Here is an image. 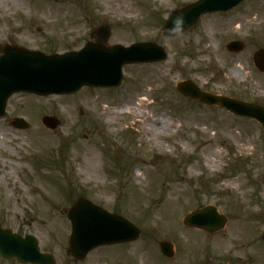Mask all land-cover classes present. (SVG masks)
Here are the masks:
<instances>
[{
	"label": "rangeland",
	"instance_id": "obj_1",
	"mask_svg": "<svg viewBox=\"0 0 264 264\" xmlns=\"http://www.w3.org/2000/svg\"><path fill=\"white\" fill-rule=\"evenodd\" d=\"M194 1L0 0V45L46 54L79 50L106 25L110 46L152 42L168 54L164 62L125 65L119 88L9 99L0 117L1 227L36 237L56 264H264V129L177 90L190 80L213 95L264 105V73L252 60L264 49V0H246L203 16L186 33L163 36L169 11ZM232 41L244 42L245 50L227 51ZM144 94L146 114L173 120L171 137L154 141L131 116L112 122L114 110ZM188 112L195 118L184 121ZM44 117H54L56 128L46 127ZM15 118L29 127H13ZM215 151V166L207 164ZM80 197L117 211L141 237L75 262L67 252V212ZM208 206L228 218L224 230L210 235L184 226V217ZM160 241L174 244L173 259L161 254Z\"/></svg>",
	"mask_w": 264,
	"mask_h": 264
},
{
	"label": "water",
	"instance_id": "obj_2",
	"mask_svg": "<svg viewBox=\"0 0 264 264\" xmlns=\"http://www.w3.org/2000/svg\"><path fill=\"white\" fill-rule=\"evenodd\" d=\"M245 0H198L182 8H174L163 26L165 37H173L193 28L209 13L227 12ZM94 42H89L78 52L46 55L14 46L0 47V117L5 116L8 99L16 93H28L41 97L73 95L83 87L111 88L123 85V67L127 64L156 63L167 59L165 49L155 43H139L130 47L107 46L111 36L108 26L93 31ZM246 48L241 41H232L226 49L240 53ZM256 68L264 73V49L253 56ZM185 96L208 105H217L240 117L258 121L264 128V107L235 99L202 92L190 81L178 85ZM46 127L55 129L54 117L43 119ZM12 125L27 129L24 119H15ZM65 212V211H64ZM72 233L68 253L77 261L83 260L94 249L137 240L141 231L120 216L110 214L86 199H79L68 213ZM227 217L213 206L194 211L184 219L187 227L204 230L210 234L219 232L227 224ZM264 239V233L262 235ZM168 258L175 255L174 246L167 241L159 243ZM0 256L4 260L16 259L24 264H55L52 255L42 254L35 237H21L0 227Z\"/></svg>",
	"mask_w": 264,
	"mask_h": 264
},
{
	"label": "bare ground",
	"instance_id": "obj_3",
	"mask_svg": "<svg viewBox=\"0 0 264 264\" xmlns=\"http://www.w3.org/2000/svg\"><path fill=\"white\" fill-rule=\"evenodd\" d=\"M147 96V94L139 96L135 102L124 104L123 107L114 110L111 115L112 122L117 121V119H120L125 115L131 116L140 123L143 129L141 132L144 135L151 136L154 141H157L161 137H171V130L174 126L173 120L163 114H146V109L149 107ZM193 118H195V115L188 112L183 120L190 121ZM60 134H63V131L60 132ZM216 154H218V151L213 152L210 156L208 155L206 157V163L215 166L216 163L212 157H215ZM95 157L98 159L97 155ZM182 186L183 185H178L175 188L179 190Z\"/></svg>",
	"mask_w": 264,
	"mask_h": 264
},
{
	"label": "flooded vegetation",
	"instance_id": "obj_4",
	"mask_svg": "<svg viewBox=\"0 0 264 264\" xmlns=\"http://www.w3.org/2000/svg\"><path fill=\"white\" fill-rule=\"evenodd\" d=\"M113 213L118 214L117 211H114ZM118 215H121V214H118ZM126 245H129V244L117 245L116 247H118V246H126Z\"/></svg>",
	"mask_w": 264,
	"mask_h": 264
}]
</instances>
